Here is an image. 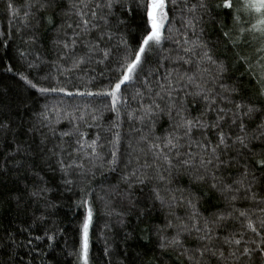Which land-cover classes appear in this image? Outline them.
<instances>
[{"label":"trees","instance_id":"trees-1","mask_svg":"<svg viewBox=\"0 0 264 264\" xmlns=\"http://www.w3.org/2000/svg\"><path fill=\"white\" fill-rule=\"evenodd\" d=\"M221 2L204 0L206 8L197 7L190 13L188 8L199 5L200 0H186L187 7L185 0H177L176 8L170 13L171 23L167 25L172 31L165 32V36L171 38L163 42L159 52L149 53L145 71L138 80L134 79L124 88L128 103L121 107L117 117L105 107L110 103L108 98L79 93L102 91L109 77H115L116 61L123 51L121 37L133 47L137 46L140 37L137 26L143 24L139 12L121 15L114 8L115 15L126 23L118 28L115 19L109 17L113 39L106 40L101 47L113 48L111 57L97 63L101 57L94 55L79 67H73L74 58L84 55L87 42L95 41L99 35L96 29H92L77 38L74 48L62 47V41L71 42L74 32L80 31L76 27L79 23L77 9L72 6L79 4V0H0V125H6L0 128V264H78L76 256L69 253H75L80 246V225L85 214L84 208L78 207L83 195L81 189L91 194L89 198L94 209L89 229V264H193L189 257L202 243L196 239L195 232L181 235L182 247H160L162 240L170 241L176 236V225L190 226L192 208L188 200L196 206L201 225L205 218L211 220L220 214L233 213L222 222L223 227L214 230L213 234L221 240L230 233H243L249 246L255 247L252 241L260 242V236L246 230V221L238 216L239 211H246L256 226L264 220V212L260 211L264 208V173L257 170L256 165V161L264 159V140L253 141L249 145L251 152L241 149L239 144L232 145L241 133L239 121L232 124L231 116L235 103H251L257 109L264 108V95L261 94L264 82H259L261 67L254 52L258 42L250 45L240 42L238 29L247 25L237 24L232 13L215 7ZM9 4L18 14L9 9ZM25 12H28L27 17ZM190 20L195 23V34L188 27ZM69 24L72 28H68ZM225 32L229 33V38L224 36ZM185 33L189 40L187 45L183 43ZM246 39L251 41V34ZM193 41L206 44L213 59L226 65L227 71L216 78V83L236 88L235 93H224L216 87L213 82L215 65L199 61L202 49L195 48V54L184 51L185 47L192 46ZM232 41L238 46H233ZM240 57H251L250 64ZM186 60L192 62L185 63ZM158 63L161 65L159 72L148 75ZM173 69L181 74H194L196 83L215 87L220 96L227 97H216V106L203 117L211 123L216 119V108L230 110L222 122V130L231 137L228 141L230 147L227 150L221 148L219 154L226 163L218 169L213 166L203 168L200 158H209L208 154L198 149L195 143L189 148L186 140H181L185 146L180 149L179 157L175 150L170 153L172 167L169 168L163 161H157L148 151L147 143L141 140L142 136H149L152 123L148 120L141 123L139 119L127 116L128 112L141 109L153 100L166 109L171 101L161 92L158 82L164 83L166 72ZM145 76L149 80L147 84L144 83ZM174 79L179 82L175 83L172 101H183L186 93L196 91L194 85L179 80L175 73ZM26 80H31L37 88L62 87L66 91L42 94L31 88ZM137 92L142 95L137 96ZM157 92L161 95L157 96ZM45 105L51 128L49 121H44L42 126L38 115L45 111ZM185 106L190 118L200 117L206 102L202 97L188 95ZM94 115L96 119L92 118ZM135 115L139 116V111ZM174 118L170 119L166 114L154 115L155 135L167 133ZM262 121L264 111L243 118L249 135L258 134L256 129ZM114 123L119 127L114 128ZM77 124L80 132L86 133L84 139L87 142L99 137L100 158L77 154L78 136L74 130ZM117 131L121 136L118 160L114 167H110L111 141ZM64 132L73 134L62 136ZM203 137H207L209 149L218 142L216 131L212 129L194 131L192 140H202ZM189 151L194 158L184 165L182 161L189 159L185 155ZM61 159L65 164L75 163L64 172L59 163ZM145 163L152 167L142 168ZM245 163L251 165L245 183L253 181V173L256 178L251 191L241 189L238 194L225 191L223 184L235 187L234 182L242 178ZM78 164H83V169L76 167ZM134 169L138 175H146L149 179L145 184H138L133 179V196L126 198L124 193L129 189L122 177ZM157 173L165 179L159 180ZM65 180L72 183L65 184ZM45 187L49 191L32 195ZM154 190L159 191L163 203L155 199ZM233 194L237 195L234 201L231 199ZM172 196L177 200L172 201ZM169 224L173 227H168ZM46 232L55 234L56 239L48 241ZM37 236L44 239L36 240ZM223 250L227 256L226 245ZM205 261L206 264H264V257L257 253L250 260L243 258L239 262L231 258L218 261L216 257H205Z\"/></svg>","mask_w":264,"mask_h":264},{"label":"snow or ice","instance_id":"snow-or-ice-1","mask_svg":"<svg viewBox=\"0 0 264 264\" xmlns=\"http://www.w3.org/2000/svg\"><path fill=\"white\" fill-rule=\"evenodd\" d=\"M239 5V6H237ZM73 8L77 9V15L79 17V23L76 25L79 32H74L73 39L71 42L65 40L62 41V47L64 49H72L77 43V38L81 34H86L92 29H96L99 32V35L96 37L95 41L87 42V51L84 55L74 58L73 67H79L81 64L87 60H91L94 55H99L101 57L97 63H103L105 60H108L111 57L113 48L110 47H101L105 41H111L113 39V33L110 31L111 21L109 17H112L116 21V25L119 26L125 25V20L120 19L119 16H116L112 11L114 8L117 9L121 15H127L132 12H139L140 18L143 21L142 26L138 25L137 30L140 33L139 40L137 41V46L133 47L127 39L121 37L120 43L123 45V51L119 59L116 61L118 68L115 77H109V82L106 88L98 92H85L79 93L80 95H89V96H99L108 98L110 103L105 107L108 111L113 112L119 117L120 109L122 106L127 105L128 98L124 94V88L132 82L134 79H139L140 74L145 71V65L148 62V55L150 52H159L163 46V42L167 39H170L171 36H165V32L171 33L172 29L168 28L167 25L171 23L170 13L174 11L177 6V0H102V2H96V0H79V4H73ZM185 6L187 7L186 0ZM9 9H11L14 14H18L16 9L9 4ZM31 7V5H29ZM197 7L206 8L207 5L204 3V0H200L199 5L193 4L188 8V11L195 12ZM216 8L222 9L232 13L233 20L237 24L247 25L245 27H240L238 29V36L240 42L246 45H250L252 42H258V46L254 47V52L256 54L257 62L261 67L260 81L264 82V0H222L221 3L215 5ZM107 10L104 15H100V12ZM28 12H25V17H27ZM243 17H248L250 19H243ZM195 19V18H194ZM255 21L252 23V21ZM97 21L102 23H97ZM188 27L193 29V34H195V23L190 20L188 21ZM68 28H72V25L69 24ZM251 34V41L247 40L246 37ZM224 36L229 38V33L225 32ZM180 43V41H177ZM183 43L185 45L189 44L187 34L183 36ZM192 46L185 47L184 51L186 53L195 54V48L202 49V55L199 58V61L209 62L216 67V77L213 78V82L216 87H219L224 93H235L236 88H229L223 83H216V78L221 77L226 71V65L221 61L217 63L213 59L211 51L207 48L206 44L200 43L198 41L191 42ZM233 46H238L236 41H232ZM167 59V58H165ZM183 59V57H179ZM245 63L251 62V57H240ZM185 63H191V60L184 61ZM161 65L158 63L157 67L151 69L148 72V75H154L158 73ZM11 71V68L8 69ZM204 71H207L206 69ZM174 73L179 77V80H187L188 84L194 85L196 91L192 93H186L185 100L176 102L172 101V92L175 90V83H178V80L174 79ZM22 79H26L22 77ZM196 76L189 75L187 72L183 74L179 73L176 69L166 72L164 76V83H159L158 86L161 89V92L165 93L169 100L171 101L165 108H161L160 104H157L154 100L149 105H143L141 109H134L127 113L129 119H139L141 123H144L145 120H148L152 123V127L149 129V136H142L141 140L147 143L148 151L151 152L154 158L157 161H163L168 165L169 168L172 167V157L170 153L173 150L176 151V156H180V149L185 145L181 144V140L187 141V146L191 148L192 144L195 143L198 149L203 150L208 154L209 158L201 157L200 164L203 168L207 169L209 166H213L218 169L226 162L221 159L220 150L223 148L227 150L230 145L228 144L231 137L227 135L222 130V122L225 119V116L229 114L230 110L224 108H216L217 116L214 122H207L203 119L215 106H216V97L220 96V93L215 91V87L209 88L206 86V83H196ZM29 86L33 89H37L40 93L48 92H65L66 89L62 87H39L33 83L31 80H26ZM144 83H149L147 76L144 78ZM124 86V87H122ZM261 94L264 95V87L261 89ZM72 95V93H68ZM137 96L142 95V93L137 92ZM157 96H160L161 93L157 92ZM191 95L193 98L202 97L206 102L204 112L201 113L200 117H191L188 113V108L185 106L187 101V96ZM135 99V97H132ZM163 98V97H161ZM221 99H227V97L220 96ZM235 111H231L232 124H236L239 121L240 135L235 137V140L232 141V145L239 144L241 149L248 150L251 152L249 145L255 140H264V121H262L256 129L258 134L249 135L246 131V125L243 122L244 117H251L252 114L257 111H264V108L257 109L254 104H244V103H235ZM45 111L40 112L38 115L41 117V125L43 126L44 121H49L48 126L51 128V122L46 114L47 105L44 106ZM139 111L140 115L136 116L135 113ZM175 113V118L173 117ZM167 115L170 119L174 118V123L170 126V129L167 133L163 135H155V122L152 121L154 115ZM96 119L94 115L92 117ZM79 119H82L80 117ZM6 127V125H0V128ZM114 128H118L119 124L114 123ZM215 130L217 135V143L209 149V142L207 137H203L202 140L193 141L192 136L196 130ZM54 132V128H52ZM75 134L78 136L76 140V152L79 155L83 153L89 158L95 159L100 158V153L98 148L100 147L97 143L99 137L93 139L90 143L87 142L84 137L86 133L80 132L79 125H74ZM72 132H64L62 136H70ZM121 136L117 131L111 141L112 151L110 155L112 157L109 161V166L114 167L118 160V152L120 146ZM141 152L144 149L140 150ZM264 151V149H262ZM189 159L182 161L184 165L189 164L190 159L194 158V154L189 151L185 153ZM61 165V171H68L73 167L75 161L72 164H65L64 160L59 161ZM256 165L260 172L264 173V159L256 161ZM76 167L83 169V164H78ZM152 165L145 163L142 168H151ZM159 167V165H157ZM251 165L245 163L244 172L242 173V178L234 182L235 187L230 184H223L225 191L230 193L238 194L241 189H244L246 192L251 191L252 184L255 182V175H253V181L245 183L247 181L249 173V168ZM84 173H82L83 175ZM157 178L159 180H164L165 177L157 173ZM215 179V176H213ZM124 183L127 185L129 191L124 193L126 198L133 196L131 189L134 187L133 179L138 184H145L148 181L146 175H138L137 170H133L128 176L122 177ZM198 179H203V177H198ZM65 184H71V180H65ZM213 187H216L214 184ZM49 191L48 188H41L38 191L32 193L33 196H39L42 193ZM83 193L80 201L78 202V207H83L85 210L83 221L80 225V246L75 253H69L70 255H75L77 258L78 264H89V229L93 222L94 209L92 202L90 200V193L85 189H81ZM155 199L160 200L163 203V198L160 196L159 191L154 190ZM233 194L231 199L234 201L237 199V195ZM253 199H255V193H253ZM172 201H176L175 196L171 197ZM129 203H132V200L129 199ZM188 205L192 208L191 216L189 217L191 224H178L176 225V236H174L170 241L162 240L160 243L161 248H167L168 246H183V241L181 240L182 234L191 235L192 232L197 234L196 239L201 243L200 247H197L194 250V255L190 256L189 259L193 261V264H206L205 257H216L218 261H225L228 258H231L233 261L239 262L243 258H252L254 254H260L264 257V220H260L259 226L254 224L253 219L249 216L246 211H239L238 218H243L246 221L244 227L246 230H251L257 236H260V242L257 244L256 241H252L251 244L255 247L249 246V242L244 240L243 233H230L227 236H224L221 240L219 236L214 235V230L216 228L223 227L222 222L227 221L232 217L233 213L229 212L227 215L220 214L215 219H204L203 225L200 223V214L196 210V206L192 203L191 200L187 201ZM261 212H264V208L260 209ZM179 220V217H177ZM168 227H173L169 224ZM239 235V238H237ZM45 236L48 241H54L56 239L55 234L49 235L47 232ZM36 240L44 239V237L37 236ZM219 241V243H217ZM31 240L29 241V245ZM227 246V256L225 255L224 246ZM52 245L50 244L49 247ZM187 251V250H185Z\"/></svg>","mask_w":264,"mask_h":264}]
</instances>
